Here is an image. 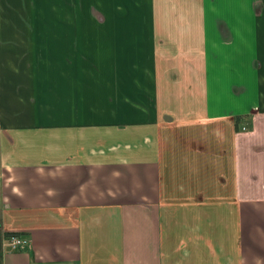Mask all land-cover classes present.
Here are the masks:
<instances>
[{"label":"crops","instance_id":"crops-1","mask_svg":"<svg viewBox=\"0 0 264 264\" xmlns=\"http://www.w3.org/2000/svg\"><path fill=\"white\" fill-rule=\"evenodd\" d=\"M0 264H264V0H0Z\"/></svg>","mask_w":264,"mask_h":264},{"label":"built area","instance_id":"built-area-1","mask_svg":"<svg viewBox=\"0 0 264 264\" xmlns=\"http://www.w3.org/2000/svg\"><path fill=\"white\" fill-rule=\"evenodd\" d=\"M8 244L15 250L24 249L30 244V238L22 233H11L8 239Z\"/></svg>","mask_w":264,"mask_h":264}]
</instances>
